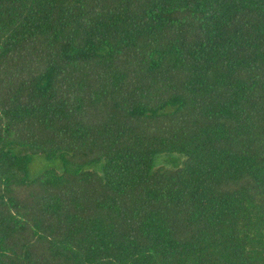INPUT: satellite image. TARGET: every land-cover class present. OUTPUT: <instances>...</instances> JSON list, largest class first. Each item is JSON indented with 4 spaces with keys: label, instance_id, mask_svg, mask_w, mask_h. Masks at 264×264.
Listing matches in <instances>:
<instances>
[{
    "label": "trees",
    "instance_id": "obj_1",
    "mask_svg": "<svg viewBox=\"0 0 264 264\" xmlns=\"http://www.w3.org/2000/svg\"><path fill=\"white\" fill-rule=\"evenodd\" d=\"M0 264H264V0H0Z\"/></svg>",
    "mask_w": 264,
    "mask_h": 264
}]
</instances>
